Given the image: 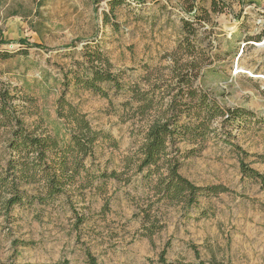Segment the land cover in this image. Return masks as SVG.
<instances>
[{"label": "rangeland", "instance_id": "rangeland-1", "mask_svg": "<svg viewBox=\"0 0 264 264\" xmlns=\"http://www.w3.org/2000/svg\"><path fill=\"white\" fill-rule=\"evenodd\" d=\"M182 19L193 21L187 31ZM263 37L264 0H0V81L28 127L52 133L64 95L108 135L85 161L91 184L0 216V264H89L87 252L96 264H160L163 250L174 264H264V184L240 170L243 161L264 175ZM86 46L105 53L122 89L103 84V97L66 86L64 74ZM131 86L157 106L176 93L192 106L188 91L195 89L225 113L250 112L242 121L214 118L200 149L180 160L183 176L228 192L200 196L188 209L167 205L152 196L142 172L125 167L151 118L135 110ZM6 137L0 134V172L9 157ZM183 143L180 157L197 146ZM111 170L123 171L121 180L98 176ZM144 210L159 225L150 239L142 234Z\"/></svg>", "mask_w": 264, "mask_h": 264}, {"label": "trees", "instance_id": "trees-1", "mask_svg": "<svg viewBox=\"0 0 264 264\" xmlns=\"http://www.w3.org/2000/svg\"><path fill=\"white\" fill-rule=\"evenodd\" d=\"M119 3L114 1L112 6ZM182 22L184 31L193 23L189 19H182ZM21 42L27 43L26 40ZM79 57L80 60H75L73 67L64 74L66 86L79 85L103 97H107L103 84L115 90L123 88L120 74L113 71L109 58L98 47L86 46ZM178 76L182 78V74ZM186 82L190 83V80ZM130 88L135 110L141 116L148 114L151 118L144 129L142 143L132 155L124 157V164L127 169L133 168L134 174L143 173L152 196L167 205H181L188 209L198 202L200 196L228 192L229 189L222 184H195L180 173V160L200 149L198 140H203L214 130V118L225 116L223 121H242L250 112L235 107L227 109L225 113L207 94L195 89L188 91V96L195 98L196 104L187 105L182 96L177 100L176 93L162 107L155 105L153 99L148 98L137 86ZM179 89L182 95L183 89ZM13 100L9 86L0 81V134L7 135L5 146L9 154L6 167L0 172V216L4 217H8L16 205L48 203L73 186L91 184L94 173H90L85 161L93 154L96 142L100 138H108L107 134L93 128L85 114L69 103L64 95L57 98L55 112L60 125H56L52 133L46 130L37 132V127H28L22 111L18 109L19 105ZM182 106L188 109H182ZM181 141L198 147L188 149L187 154L180 157L178 153L186 147V143L181 146ZM229 144L239 149L231 141ZM240 170L243 176L264 184V175L243 161L240 162ZM123 174V171L111 170L109 173L101 172L98 176L121 180ZM28 188L36 193H29ZM145 221L149 224L143 225L142 234L150 239L159 228L158 221H152L149 211L144 210L143 223ZM21 244L26 243L21 241ZM86 255L89 264H96L88 252ZM195 256L199 258L198 251H195ZM209 261L210 264H218L215 258ZM158 262L174 264L167 261L164 250L159 254ZM198 264L206 263L200 260Z\"/></svg>", "mask_w": 264, "mask_h": 264}, {"label": "water", "instance_id": "water-1", "mask_svg": "<svg viewBox=\"0 0 264 264\" xmlns=\"http://www.w3.org/2000/svg\"><path fill=\"white\" fill-rule=\"evenodd\" d=\"M263 44H264V37H263V39L261 40V42L258 43V45H263Z\"/></svg>", "mask_w": 264, "mask_h": 264}]
</instances>
